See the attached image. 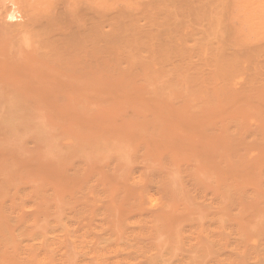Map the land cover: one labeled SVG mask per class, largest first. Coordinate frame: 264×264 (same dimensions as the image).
Returning <instances> with one entry per match:
<instances>
[{
    "label": "bare ground",
    "instance_id": "1",
    "mask_svg": "<svg viewBox=\"0 0 264 264\" xmlns=\"http://www.w3.org/2000/svg\"><path fill=\"white\" fill-rule=\"evenodd\" d=\"M0 264H264V0H0Z\"/></svg>",
    "mask_w": 264,
    "mask_h": 264
}]
</instances>
